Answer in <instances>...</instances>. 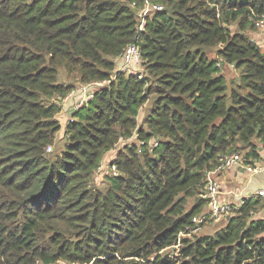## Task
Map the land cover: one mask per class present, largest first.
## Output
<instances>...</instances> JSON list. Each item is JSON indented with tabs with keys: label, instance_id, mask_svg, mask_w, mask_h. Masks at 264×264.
I'll return each mask as SVG.
<instances>
[{
	"label": "trees",
	"instance_id": "1",
	"mask_svg": "<svg viewBox=\"0 0 264 264\" xmlns=\"http://www.w3.org/2000/svg\"><path fill=\"white\" fill-rule=\"evenodd\" d=\"M146 1L164 9L139 32ZM262 15L264 0H0V264H264L262 197L193 235L220 159L264 148V49L230 28ZM131 43L142 72L116 69ZM76 81L110 83L48 153ZM135 135L96 187L103 154Z\"/></svg>",
	"mask_w": 264,
	"mask_h": 264
},
{
	"label": "rangeland",
	"instance_id": "2",
	"mask_svg": "<svg viewBox=\"0 0 264 264\" xmlns=\"http://www.w3.org/2000/svg\"><path fill=\"white\" fill-rule=\"evenodd\" d=\"M240 19H241V21H243L245 18L243 16H241ZM241 21L240 20L234 21L230 25V28L232 29V31H238V30L244 31L252 40H254L256 43H258L259 46L262 47V49H264V30H261L258 27L257 19H253V20H251V18L247 19L246 20V24H247L246 29L241 28V24H240ZM220 47L221 46L218 45V46H214L211 48H207L206 50H207L208 54L210 55V57L217 58V50ZM221 67H222V72L226 76V79H227L228 83L230 84V86L237 85L240 83V75H241L240 69H237L234 65L227 64V63H224L223 65H221ZM116 69L124 71L126 73H128V72L138 73V72L143 71V65L141 63L139 66L135 65V66H129L128 67L123 63L122 59H119ZM116 76H117L116 73H114L113 78L116 79ZM61 80L67 81V79L65 77V71L63 69H61ZM74 83H75V89H77L80 86V84L86 83V82L76 81ZM108 83H110V81H107L105 83V85ZM97 90L98 89L95 88V93ZM73 103L67 104L66 109H64L60 112L58 119L60 121L62 129L56 134L54 143L48 145V147H47L48 153H57L58 154V153H61L63 151V149L65 147V143L68 140V137L65 134L66 125L70 120H73V109H74L73 107L76 104V103H74V104ZM151 103H152V101L149 100L144 105L140 114L137 117L139 124H144L145 127H147V126L144 123V119H145L146 114L148 113V111L150 109ZM128 143L129 144L130 143H137L139 145L137 136L135 135L131 138L120 137L118 142L115 144V147L103 154V156L100 160V165L98 166V168L96 169V171L94 173L93 184L96 187L105 190L109 186L108 177L114 176V175H112V172H111V169L113 166V159L117 157L118 151L120 149L123 148V150H125L124 147L126 146V144L128 145ZM49 147H51V150L49 149ZM117 171H119L118 167H117ZM226 171L227 170H222V171L216 170L215 172H213L210 175L209 179H218L222 185V180L220 178V174H222ZM224 191H226V190L225 189L222 190L224 197L231 200L232 197L227 196V193ZM245 195H247V194L244 193V196ZM238 196L239 195H236V199L238 198ZM231 201H233V199ZM192 202H193V199H191V203ZM232 205L234 207L237 204L233 203ZM233 209L234 210L229 215L222 216V217H212V215L208 214L207 220L199 224V227L193 231V235L194 234L212 233L218 226L223 225L226 222V220L228 219V217L234 213L235 208H233ZM262 209H264V200L258 206V212L256 214L257 216L263 215L261 212ZM208 212H209L208 207L205 206L203 213L206 214ZM65 263H70V262H66V260H59V261H57L55 263H51V264H65ZM37 264H43V263L38 261Z\"/></svg>",
	"mask_w": 264,
	"mask_h": 264
},
{
	"label": "built area",
	"instance_id": "3",
	"mask_svg": "<svg viewBox=\"0 0 264 264\" xmlns=\"http://www.w3.org/2000/svg\"><path fill=\"white\" fill-rule=\"evenodd\" d=\"M164 9V5L161 3H151L146 1L145 4L138 9L137 18L138 24L137 29L139 32L145 30L148 17L156 11ZM257 25L261 30H264V15L257 19ZM122 61L126 66H139L142 63V54L139 46L136 43H131L127 46ZM107 81H93L89 83H82L77 89H74L66 98L63 99V109L67 106L69 96L78 93L80 98L74 105V110L79 109L88 101L95 97V88L100 89L105 85ZM51 150V147H49ZM236 166H242L248 173H257L264 170V148L260 149V155L256 158H248L243 151H235L228 154L220 159V163L217 166V170H229ZM112 175H117V166L113 164L111 169ZM203 196L207 199L208 213H200L193 217V221L196 224L195 230L199 227V224L207 220L208 214L212 217H222L229 215L234 209L242 206L246 200L251 197H262L264 199V186L257 188L254 194L246 195L234 202L224 197L222 192V185L218 179H209L205 183ZM233 203H236L233 207ZM256 214V213H254ZM65 264H82L79 262H70ZM88 264V263H87Z\"/></svg>",
	"mask_w": 264,
	"mask_h": 264
},
{
	"label": "crops",
	"instance_id": "4",
	"mask_svg": "<svg viewBox=\"0 0 264 264\" xmlns=\"http://www.w3.org/2000/svg\"><path fill=\"white\" fill-rule=\"evenodd\" d=\"M79 98L80 95L78 93L72 96L70 95L66 105L73 102L77 103ZM64 109H66V107ZM220 178L222 180V190L225 189L226 191L224 192L227 193V196L232 197L234 202L244 197V193L247 195L254 194L257 188L264 186V170L257 173H248L242 166H236L227 170L220 174ZM236 195H239V199L237 198L238 200L236 199ZM261 212L263 215L258 217L264 218V209H262Z\"/></svg>",
	"mask_w": 264,
	"mask_h": 264
}]
</instances>
